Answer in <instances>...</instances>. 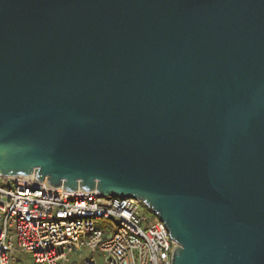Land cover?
Listing matches in <instances>:
<instances>
[{
  "label": "water",
  "instance_id": "95a60500",
  "mask_svg": "<svg viewBox=\"0 0 264 264\" xmlns=\"http://www.w3.org/2000/svg\"><path fill=\"white\" fill-rule=\"evenodd\" d=\"M0 175L140 200L171 264H264V0H0Z\"/></svg>",
  "mask_w": 264,
  "mask_h": 264
},
{
  "label": "built area",
  "instance_id": "2783aa9c",
  "mask_svg": "<svg viewBox=\"0 0 264 264\" xmlns=\"http://www.w3.org/2000/svg\"><path fill=\"white\" fill-rule=\"evenodd\" d=\"M140 200L68 191L34 176L0 175V264H65L87 247L82 264H171L175 242L164 222L149 220ZM105 222L106 231L96 228Z\"/></svg>",
  "mask_w": 264,
  "mask_h": 264
},
{
  "label": "rangeland",
  "instance_id": "374dc122",
  "mask_svg": "<svg viewBox=\"0 0 264 264\" xmlns=\"http://www.w3.org/2000/svg\"><path fill=\"white\" fill-rule=\"evenodd\" d=\"M149 220H154L156 218V215H154L151 211H149ZM106 224L104 221L101 223H97L95 226L96 228L106 231L107 228L105 227ZM91 254V251L87 247H83L81 250H75L71 254H69V260L65 264H82L84 258L88 257ZM17 260L21 261L23 264H31L32 259L31 256L21 255L19 253L15 254ZM97 264H102V259L100 257H97Z\"/></svg>",
  "mask_w": 264,
  "mask_h": 264
}]
</instances>
